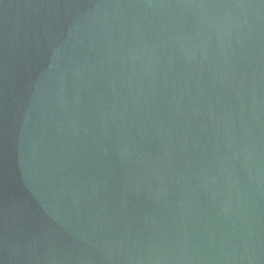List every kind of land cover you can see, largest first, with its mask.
Here are the masks:
<instances>
[{"label": "water", "instance_id": "water-1", "mask_svg": "<svg viewBox=\"0 0 264 264\" xmlns=\"http://www.w3.org/2000/svg\"><path fill=\"white\" fill-rule=\"evenodd\" d=\"M0 264H264V0H0Z\"/></svg>", "mask_w": 264, "mask_h": 264}]
</instances>
